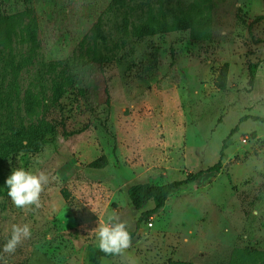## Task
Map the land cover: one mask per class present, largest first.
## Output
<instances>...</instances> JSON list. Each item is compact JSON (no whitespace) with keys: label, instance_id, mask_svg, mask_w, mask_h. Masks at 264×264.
I'll return each mask as SVG.
<instances>
[{"label":"rangeland","instance_id":"obj_1","mask_svg":"<svg viewBox=\"0 0 264 264\" xmlns=\"http://www.w3.org/2000/svg\"><path fill=\"white\" fill-rule=\"evenodd\" d=\"M1 1L16 21L10 45L0 34L2 168L6 178L42 171L48 182L39 207L0 196V264H92L109 216L133 236L99 264H233L238 249L264 252V124L249 118H264V0ZM148 9L195 23L137 37ZM99 18L100 66L87 53ZM221 151L219 172L172 192L137 226L154 204L133 208L130 186L207 171ZM103 157V168L89 167ZM14 223L31 235L4 252Z\"/></svg>","mask_w":264,"mask_h":264},{"label":"trees","instance_id":"obj_2","mask_svg":"<svg viewBox=\"0 0 264 264\" xmlns=\"http://www.w3.org/2000/svg\"><path fill=\"white\" fill-rule=\"evenodd\" d=\"M201 17L203 15L201 14ZM262 18V17H261ZM15 16L11 12H7L4 8L3 2L0 0V34L2 36V43L7 46L11 43V37L14 33L16 27V21L14 20ZM204 19V21H203ZM201 21L203 23H207V19L203 17ZM257 21V18L254 22ZM195 20L190 16H184L181 18L174 19L169 22L165 15L159 13H155L154 10L148 9L146 12V20L144 24L140 27L134 29V34L137 37H147L154 36L158 34H166L173 31H186L189 28L194 26ZM26 32L29 36V40L34 42L35 40V31L32 24H28L26 28ZM92 45L88 48V56L93 63L103 65L107 61L105 57L99 54L98 43L103 42L105 40V36L103 34V24L102 20L99 18L96 23L93 25L90 35ZM257 69V63H252L248 65V73L250 77V84L252 83L253 76ZM225 72L220 74V77H225ZM220 88L223 87V84H218ZM27 99L29 103L32 105L36 101L35 95H33L30 91L27 92ZM60 97L59 91H55L54 100H58ZM253 121H258L264 124V118L258 116L249 117ZM223 152H220V158L218 162L207 171H199L196 173H189L186 177L181 181H173L169 183H161L156 184L152 182L144 183V184H135L130 186L127 189V195L130 200L131 206L135 209H140L143 205L152 200L153 208L144 211L141 213L139 220L137 221V226L142 218L151 217L154 214H157L161 211V209L165 206L168 197L172 194V192L181 188L182 186L191 183L193 181L198 180L205 172H219L221 167V158ZM2 157L0 156V196L7 195V187L5 186V173L2 168ZM107 164V160L105 157L93 161L89 164L90 168L100 169L103 168ZM158 180V179H153ZM151 180V181H153ZM160 180V179H159ZM130 238L133 236V233L129 232ZM121 253V252H120ZM118 253H105L98 249H93L90 253V259L92 264H99L101 258H110L115 256ZM235 257H237L236 263L233 264H264V252L255 250V249H238L235 253ZM234 259V258H233ZM239 261V262H237ZM248 261V262H247ZM168 264H192L189 261L183 260H169Z\"/></svg>","mask_w":264,"mask_h":264},{"label":"clouds","instance_id":"obj_3","mask_svg":"<svg viewBox=\"0 0 264 264\" xmlns=\"http://www.w3.org/2000/svg\"><path fill=\"white\" fill-rule=\"evenodd\" d=\"M48 176L42 171H33L24 167L15 168L5 180L7 195L13 205L23 209L35 205L39 207L42 186L47 184ZM29 224H12L11 234L3 245V251L12 253L17 245L30 237ZM98 248L105 253H120L130 244V235L126 224L118 217L109 216L96 229Z\"/></svg>","mask_w":264,"mask_h":264},{"label":"built area","instance_id":"obj_4","mask_svg":"<svg viewBox=\"0 0 264 264\" xmlns=\"http://www.w3.org/2000/svg\"><path fill=\"white\" fill-rule=\"evenodd\" d=\"M245 141V140H244ZM151 224H149V226H150Z\"/></svg>","mask_w":264,"mask_h":264},{"label":"crops","instance_id":"obj_5","mask_svg":"<svg viewBox=\"0 0 264 264\" xmlns=\"http://www.w3.org/2000/svg\"><path fill=\"white\" fill-rule=\"evenodd\" d=\"M191 262V261H190Z\"/></svg>","mask_w":264,"mask_h":264}]
</instances>
